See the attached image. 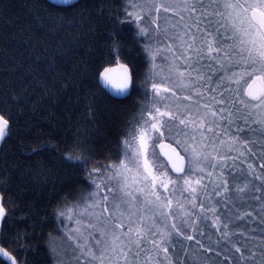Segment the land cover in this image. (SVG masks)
Listing matches in <instances>:
<instances>
[{
  "label": "snow or ice",
  "instance_id": "1",
  "mask_svg": "<svg viewBox=\"0 0 264 264\" xmlns=\"http://www.w3.org/2000/svg\"><path fill=\"white\" fill-rule=\"evenodd\" d=\"M47 20L58 39L21 27L27 49L0 56V188H19L0 193V224L25 241L0 253L39 264L45 230L63 227L59 264H264V0H85ZM85 79L113 101L142 89L115 145ZM46 98L65 99L64 135L18 120ZM81 102L85 122H71ZM240 217L259 227L234 229ZM184 241L204 255L189 262Z\"/></svg>",
  "mask_w": 264,
  "mask_h": 264
},
{
  "label": "trees",
  "instance_id": "2",
  "mask_svg": "<svg viewBox=\"0 0 264 264\" xmlns=\"http://www.w3.org/2000/svg\"><path fill=\"white\" fill-rule=\"evenodd\" d=\"M85 0H78L71 5H76L78 3H84ZM90 2V0H89ZM0 3H4L8 5L5 14L0 17V47L6 49V52H0V56L15 53L17 58L23 54L22 50L27 49V45H25L22 39L19 38L18 29L23 27L25 29V35L31 34L33 37V42H35L36 38H43V40L52 41L54 39H58V37H54L52 33L48 31L50 27V23L47 20V13L49 11H58V10H67L68 6H58L57 8L50 7L54 5L47 0H0ZM8 21H11L10 23ZM41 40V43L43 42ZM102 41H98L100 43ZM71 55V53H70ZM87 53H79L77 58L83 59L86 57ZM68 66H71V60L68 62ZM6 67V66H4ZM139 75L138 80L143 79L145 76V67L141 66L138 69ZM10 75L7 72L0 71V76H8ZM84 85L86 86V90L88 92H95L98 97V103L102 107L106 109L105 112V126L104 131L108 133L107 139H109L113 145L120 135L119 128L121 126V121L124 118L126 113H130L134 110V106L131 101L140 95L142 89H136L132 91V95L128 96L127 99H118V101L111 100V96L99 85L97 86L90 79H85ZM103 90V91H102ZM71 91V89L69 90ZM105 93L108 95L106 96ZM119 103V109H113V104ZM67 112L68 107H66L65 99L61 98L58 103H51L47 98L43 101V103L37 108L34 112H26L18 116V120L20 124H24L26 121H29L34 125L31 128V133H35L37 131L48 132L50 130L56 129L59 135H64V130L68 128L70 121L67 120ZM80 121L81 123L85 122V108L84 103L81 102L78 105H75V112L72 116L71 122ZM258 128L259 126L256 125ZM235 134V133H233ZM14 137L18 138V134L14 133ZM245 139H250L251 135H246ZM41 139H44L42 136ZM104 137L101 136V140ZM159 140L156 141V143ZM170 141V140H169ZM12 142L11 140L9 141ZM155 143V145H156ZM19 151V150H18ZM21 159L31 160L35 159V157H30L26 155H21ZM111 159H115V156L110 157ZM254 163L259 164V160H255ZM78 184H84L83 181H77ZM86 192L91 189L85 186L84 189ZM19 192V188L16 187L15 184L9 189V191L4 192V189L0 188V193H4V199L7 201L8 196H15ZM236 207L240 208L241 211H244L247 205H239ZM15 215L17 217L20 216V212H16ZM60 221L57 220L56 224L60 225ZM67 226H71L65 221ZM17 226V222L9 219L6 224H2L0 231V244L3 247L8 248L10 251L14 248L16 243L23 245L25 243L24 240L13 241L11 237L15 235L14 231H10L9 229H14ZM19 227L23 228V224H20ZM259 225H254L250 222H246L245 218L240 217L236 223H234L233 228H258ZM63 232V227L60 228L59 231H51V228H47L45 230V236L40 238V258L39 264H59L57 257L52 252L53 245L56 246L61 241V233ZM259 233H250V235H258ZM239 238V237H238ZM35 242L34 239L32 241ZM179 243V241H177ZM184 244L187 248H189L188 260L192 262L198 256H203L204 253L200 252L196 249L195 242L191 245L184 241ZM13 254L17 257L19 264H24V260L27 259L30 264L33 259V252H29L26 248L21 247L18 251H14ZM181 255H183V250H181ZM0 264H6L4 261L0 259Z\"/></svg>",
  "mask_w": 264,
  "mask_h": 264
},
{
  "label": "water",
  "instance_id": "3",
  "mask_svg": "<svg viewBox=\"0 0 264 264\" xmlns=\"http://www.w3.org/2000/svg\"><path fill=\"white\" fill-rule=\"evenodd\" d=\"M49 1L50 3L54 4V5H58V6H68V5H71L73 3H75L76 1L78 0H47ZM100 86L110 95H115V90L111 87V86H108V85H104L102 82L100 83ZM121 99V98H120ZM171 143V142H169ZM156 150L157 152H159V148H160V143L159 141L157 142L156 144ZM160 155L162 156V153H160ZM1 226L2 224H0V231H1ZM1 245V244H0ZM0 259L2 261H4L6 264H10V260L8 257L4 256L2 253H0Z\"/></svg>",
  "mask_w": 264,
  "mask_h": 264
},
{
  "label": "rangeland",
  "instance_id": "4",
  "mask_svg": "<svg viewBox=\"0 0 264 264\" xmlns=\"http://www.w3.org/2000/svg\"><path fill=\"white\" fill-rule=\"evenodd\" d=\"M153 15H155V13H153ZM160 17H161V23L163 24L164 22H165V14H164V12H161L160 13ZM150 19V18H149ZM167 19L168 20H171V17L169 16V17H167ZM160 63H165V61L164 60H161L160 61ZM169 142H173L171 139H170V141ZM157 144V143H156ZM155 147H156V145H155ZM57 245V244H56ZM58 245L60 246L59 247V251H61V252H63L64 251V245L62 244V242L60 241L59 243H58ZM57 248H56V246H54L53 245V247H52V252H53V254L57 257L56 259L58 260V263H59V259H58V256H57ZM68 255H71V252H70V250H68ZM64 258H67L66 256L64 257Z\"/></svg>",
  "mask_w": 264,
  "mask_h": 264
}]
</instances>
